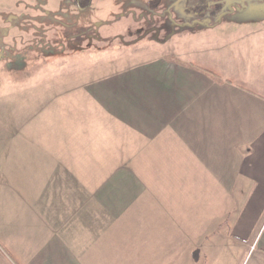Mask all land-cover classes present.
I'll use <instances>...</instances> for the list:
<instances>
[{
  "label": "crops",
  "instance_id": "0c3cea01",
  "mask_svg": "<svg viewBox=\"0 0 264 264\" xmlns=\"http://www.w3.org/2000/svg\"><path fill=\"white\" fill-rule=\"evenodd\" d=\"M211 3L168 50L17 108L0 264H264V16Z\"/></svg>",
  "mask_w": 264,
  "mask_h": 264
},
{
  "label": "rangeland",
  "instance_id": "374dc122",
  "mask_svg": "<svg viewBox=\"0 0 264 264\" xmlns=\"http://www.w3.org/2000/svg\"><path fill=\"white\" fill-rule=\"evenodd\" d=\"M197 1L89 0L80 6L76 0H0V135L19 129L21 122L13 120L17 108L19 114L38 113L47 109L42 103L50 98L69 100L68 87L86 85L104 73L102 66L125 55L138 59L137 54L168 50L174 39L199 28L204 18L213 23L217 8L210 7L212 1L230 4L219 11L223 16L244 15L236 14L235 6L264 16V0H208L201 13L213 12L214 18L198 15ZM27 98L33 102L31 109L16 104ZM5 140L0 138V147L8 148Z\"/></svg>",
  "mask_w": 264,
  "mask_h": 264
},
{
  "label": "trees",
  "instance_id": "16d2710c",
  "mask_svg": "<svg viewBox=\"0 0 264 264\" xmlns=\"http://www.w3.org/2000/svg\"><path fill=\"white\" fill-rule=\"evenodd\" d=\"M89 0H76V2L80 5V6H83L84 4H86ZM207 5V0H199L198 3H197V9L199 11H201V9L203 7H206Z\"/></svg>",
  "mask_w": 264,
  "mask_h": 264
}]
</instances>
